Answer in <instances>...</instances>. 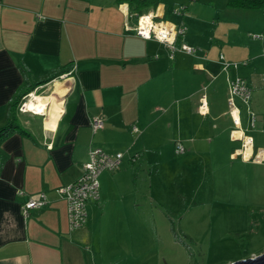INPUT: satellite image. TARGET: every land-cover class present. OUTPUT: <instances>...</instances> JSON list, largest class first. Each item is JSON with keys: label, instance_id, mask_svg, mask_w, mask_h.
Wrapping results in <instances>:
<instances>
[{"label": "crops", "instance_id": "1", "mask_svg": "<svg viewBox=\"0 0 264 264\" xmlns=\"http://www.w3.org/2000/svg\"><path fill=\"white\" fill-rule=\"evenodd\" d=\"M227 1L156 0L135 8L116 0H0V126L13 118L21 130L0 139V264H90L101 232L130 228L138 178L148 180L173 158L174 142L183 147L176 161L233 165L240 141L229 136L225 100L227 81L236 76L250 88L254 115L250 127L246 107L235 99L240 128L264 153V17L245 18L243 10L257 8ZM148 12L184 27L175 44L195 53L177 50L169 58L162 43L126 28ZM219 56L229 63L225 69ZM57 85L65 92L50 127L46 97ZM24 92L46 98L45 117L10 114ZM202 97L204 114L197 112ZM97 117L103 127L92 132ZM93 148L121 159L98 175V199L86 202L85 224L71 230L57 189L76 179ZM40 193L45 204L23 218L20 206Z\"/></svg>", "mask_w": 264, "mask_h": 264}, {"label": "rangeland", "instance_id": "2", "mask_svg": "<svg viewBox=\"0 0 264 264\" xmlns=\"http://www.w3.org/2000/svg\"><path fill=\"white\" fill-rule=\"evenodd\" d=\"M242 14L263 18L264 5ZM171 156L138 178L132 225L101 232L90 264H223L264 252V163L208 167Z\"/></svg>", "mask_w": 264, "mask_h": 264}, {"label": "built area", "instance_id": "3", "mask_svg": "<svg viewBox=\"0 0 264 264\" xmlns=\"http://www.w3.org/2000/svg\"><path fill=\"white\" fill-rule=\"evenodd\" d=\"M182 6L173 9L177 13ZM126 26V25H125ZM134 34L142 39H153L162 43L168 50V57L172 58L175 51H181L186 54H194L196 48L180 42L175 44L178 37L184 34V27L176 26L163 20H155L152 12L142 13L136 15L134 26L131 28ZM258 37V36H254ZM221 60V56H219ZM222 69H225L229 63L220 61ZM238 99L243 104L249 115V126H254V115L248 107L250 99V88L247 86L244 79L241 77H234L227 81V96H226V113L231 122V129L229 136L232 139L240 141L239 147L236 148L232 155L238 156L242 160H251L255 163H260L264 160V153L260 149L253 150L252 140L239 125V107L235 102ZM32 100V94L26 93L22 96L21 101L17 106L19 112H30L25 107V102ZM206 109L205 101L200 98L197 112L204 114ZM103 127L101 117L93 118L90 122V129L92 132L97 131ZM133 131L137 129L132 127ZM183 147L174 142L173 153L181 154ZM121 153L108 154L99 148H93L88 151V159L82 165L79 175L71 183L57 189V193L66 201L67 222L69 229H77L82 227L86 221L85 204L87 201H96L98 199V175L103 170H113L120 162ZM46 197L43 193L38 194L37 198H28L21 206L20 213L23 218L27 216L28 210L38 208L44 205Z\"/></svg>", "mask_w": 264, "mask_h": 264}, {"label": "trees", "instance_id": "4", "mask_svg": "<svg viewBox=\"0 0 264 264\" xmlns=\"http://www.w3.org/2000/svg\"><path fill=\"white\" fill-rule=\"evenodd\" d=\"M118 2H125L128 6L131 7H143V6H153L156 4V0H116ZM228 5L231 7L241 8V9H254L259 8L264 5V0H228ZM54 77V76H53ZM51 79V77H47L45 79H41V81H47ZM27 92H24L22 95H25ZM20 100L15 99V101L9 105L10 114L14 113L17 110V106ZM20 130L19 126L15 124L14 119H9L3 126L0 127V139L6 136L8 133ZM21 131V130H20Z\"/></svg>", "mask_w": 264, "mask_h": 264}, {"label": "bare ground", "instance_id": "5", "mask_svg": "<svg viewBox=\"0 0 264 264\" xmlns=\"http://www.w3.org/2000/svg\"><path fill=\"white\" fill-rule=\"evenodd\" d=\"M65 84H66V82H65ZM64 92H65V88L57 85L55 87V90H54L53 94H51L50 96L46 97L47 99H50V102L52 103V106L54 107L53 109L50 110V113H49L51 115V117H52L51 118L50 127L54 126L55 121H56V119H57V117H58V115H59V113L61 111V104L59 102H57V101L59 100L60 96H62V94ZM46 98L41 97V96H37V95L36 96L32 95V100L26 101L25 102V107H26L27 110H30V111H32L33 113H36V114H42L45 117L46 116V111L48 110L47 109V105L45 104Z\"/></svg>", "mask_w": 264, "mask_h": 264}, {"label": "water", "instance_id": "6", "mask_svg": "<svg viewBox=\"0 0 264 264\" xmlns=\"http://www.w3.org/2000/svg\"><path fill=\"white\" fill-rule=\"evenodd\" d=\"M223 264H264V252H261L255 256L245 257Z\"/></svg>", "mask_w": 264, "mask_h": 264}]
</instances>
